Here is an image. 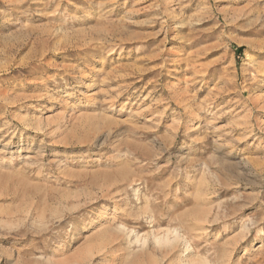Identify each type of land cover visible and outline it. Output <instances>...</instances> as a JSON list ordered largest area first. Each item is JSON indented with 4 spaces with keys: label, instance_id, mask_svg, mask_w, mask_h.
<instances>
[{
    "label": "rangeland",
    "instance_id": "rangeland-1",
    "mask_svg": "<svg viewBox=\"0 0 264 264\" xmlns=\"http://www.w3.org/2000/svg\"><path fill=\"white\" fill-rule=\"evenodd\" d=\"M86 256L264 264V0H0V264Z\"/></svg>",
    "mask_w": 264,
    "mask_h": 264
},
{
    "label": "bare ground",
    "instance_id": "bare-ground-1",
    "mask_svg": "<svg viewBox=\"0 0 264 264\" xmlns=\"http://www.w3.org/2000/svg\"><path fill=\"white\" fill-rule=\"evenodd\" d=\"M37 110H40V108H37ZM134 192H135V195L137 196L138 195V193L140 192L139 191V188L137 187L136 189H134ZM112 192H110V193H108L109 194V196L111 195V196H113V198L114 197H116V196H114V195H112L111 194ZM124 196L122 195V199H120V200H124V198H123ZM121 198V197H120ZM119 200V201H120ZM124 209V208H123ZM206 215V214H205ZM203 216L204 215H202V217H201V220L198 218V215H197V218H198V220H200V222L199 223H201V221H203L204 222V220H203ZM196 217V216H195ZM197 218L195 219L196 221H197ZM205 218H206V216H205ZM195 221V222H196ZM207 221V220H206ZM202 222V223H203ZM197 223V222H196ZM120 225V224H119ZM118 225V226H119ZM199 225V224H198ZM195 226V225H194ZM197 228V227H196ZM199 228V227H198ZM134 230V229H133ZM133 230H130V229H128V228H126L125 227V225L124 226H120V232H121V234L123 235V239L125 240V242H126V244L128 245V246H133L134 244H138L139 245V247L140 248H145V247H147L146 245H147V243H148V239H149V237L147 238V236L146 237H143V236H139V234H136V233H134L135 231H133ZM200 230V229H199ZM206 231V230H205ZM200 232V231H199ZM202 233V232H201ZM200 234V233H199ZM146 235V234H145ZM144 235V236H145ZM153 237H152V239H154V242H155V244H157V245H159V246H161V247H168V248H176L178 245L180 246V244L182 243V241H184L185 240V238H184V236L181 234V232L178 230V229H176V228H174V230H169L168 229V231H167V233H164V234H162V235H160L159 233H153V235H152ZM153 242V241H152ZM153 242V243H154ZM191 244V243H190ZM189 243H188V241H186L185 240V247H184V249H185V251H186V255L187 254H189V253H191V245H190ZM180 248V247H179ZM142 249V250H143ZM129 250V249H128ZM130 252V251H129ZM189 256V255H188ZM187 256V257H188ZM191 259V256H189V260ZM192 261V263L194 264V260L192 259L191 260ZM178 263H181V256H180V258L178 259V261H177ZM196 264H197V262H195ZM81 264H93V259L91 258V257H89V256H86L85 258H84V261L81 263Z\"/></svg>",
    "mask_w": 264,
    "mask_h": 264
}]
</instances>
